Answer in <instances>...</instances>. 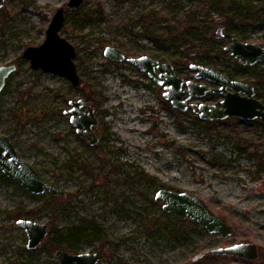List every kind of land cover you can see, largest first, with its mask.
Instances as JSON below:
<instances>
[{
    "label": "rangeland",
    "instance_id": "374dc122",
    "mask_svg": "<svg viewBox=\"0 0 264 264\" xmlns=\"http://www.w3.org/2000/svg\"><path fill=\"white\" fill-rule=\"evenodd\" d=\"M68 1L6 0L0 11V66L17 65L0 92V133L65 191L33 193L0 168V264H62L58 249L44 245L48 238L73 253L100 252L98 264L264 261V124L234 115L215 119L225 123L211 130L192 109L173 107L147 73L104 54L108 45L130 57L148 54L172 62L185 79L219 86L195 78L191 69L192 63L209 66L253 83L264 101V61L243 64L226 49L234 37L264 46V0H84L76 8L100 2L101 20H85L66 7L61 33L76 47L79 86L32 68L22 56L27 46L42 43L53 14ZM220 25L224 38L216 37ZM222 96L209 92L193 101L219 104ZM79 98L96 109L95 145L77 133L66 112ZM160 188L201 197L233 233L223 237L165 211L155 199ZM20 218L50 224L36 249L27 247ZM82 226L85 232L74 238L71 230ZM236 243L256 244L258 258L207 252L194 259Z\"/></svg>",
    "mask_w": 264,
    "mask_h": 264
},
{
    "label": "water",
    "instance_id": "95a60500",
    "mask_svg": "<svg viewBox=\"0 0 264 264\" xmlns=\"http://www.w3.org/2000/svg\"><path fill=\"white\" fill-rule=\"evenodd\" d=\"M83 2L84 0H69L66 6L59 7L53 14L42 43L27 46L22 54L24 58L30 60L32 68L64 76L74 86L81 84V75L75 60L77 50L75 45L62 35L61 31L66 20V7L76 9ZM5 3L6 0H0V10ZM225 35V26L220 25L217 28L216 37L224 38ZM226 49L230 50L231 54L243 64L254 65L264 61V46L259 43L245 42L234 37ZM104 54L113 60L129 61L147 73L156 83L164 87L165 99L181 111L192 109L204 120L226 119L235 115L244 120L260 119L264 124V101L257 96L253 83L233 79L228 74L209 66L192 63L191 69L195 71V78H205L219 86L206 82L199 83L194 79H185L180 76L172 62L161 61L148 54L130 57L121 49L110 45L105 47ZM16 68V64L0 66V92ZM209 92L223 95L219 104L193 101V97L201 98ZM70 104L72 107L66 112L71 114L70 120L76 127L77 133L85 137L91 145L97 144L100 137L95 132V127L99 124L95 107L84 98L71 100ZM0 168L7 176L16 179L33 193L43 194L49 191L57 196L65 194L64 190L45 180L31 163L22 159L10 136L2 133H0ZM155 199L163 203L165 211H174L183 218L196 220L211 233H220L223 237L233 233L232 227L219 217L201 197L189 191L160 188L156 192ZM17 224L27 233L29 249H36L41 245L50 232L48 222H39L32 218H20ZM207 252L235 255L252 260L259 256L256 244L236 243L209 249L198 254L194 259L197 260ZM55 255L62 264H98L103 258L98 251L73 253L61 248L56 251ZM259 264H264V261Z\"/></svg>",
    "mask_w": 264,
    "mask_h": 264
},
{
    "label": "trees",
    "instance_id": "16d2710c",
    "mask_svg": "<svg viewBox=\"0 0 264 264\" xmlns=\"http://www.w3.org/2000/svg\"><path fill=\"white\" fill-rule=\"evenodd\" d=\"M0 11H3V10L1 9ZM74 11L77 12V13H82L83 14V18L85 20H92V19H100L101 20V19L104 18V15H105V11L103 9L102 3H100V2H98L94 7H91L88 10H86L85 7L83 6L82 8L75 9ZM262 74L264 76V67L262 69ZM89 96L94 98V94L93 95H89ZM194 117L196 119L200 120L199 115L194 114ZM234 118L236 119V121H241L240 117H238V116H234ZM223 121L224 120H215V119L214 120H210V119H206L204 121V123H205V125L210 126L211 130H213L214 127H218L219 123H225ZM254 121L260 123V119H255ZM228 135L231 138L233 137V133H229ZM258 149H259L258 147L254 148V151H255L256 155H257ZM175 190L180 191L179 189H175ZM51 232H53V231H51ZM84 232H85L84 231V227L82 226L80 228L72 229L71 230V235L74 238H78L79 239L83 235ZM47 244H44V245H46L47 248L51 249L52 251L60 249V248H64V249L68 248L69 249L68 246H65L63 243L57 242L56 240L51 239V238H48V243ZM69 250L71 252L76 251L75 249H73L71 247H70Z\"/></svg>",
    "mask_w": 264,
    "mask_h": 264
},
{
    "label": "bare ground",
    "instance_id": "6f19581e",
    "mask_svg": "<svg viewBox=\"0 0 264 264\" xmlns=\"http://www.w3.org/2000/svg\"><path fill=\"white\" fill-rule=\"evenodd\" d=\"M131 127L133 128L134 126L132 125Z\"/></svg>",
    "mask_w": 264,
    "mask_h": 264
}]
</instances>
